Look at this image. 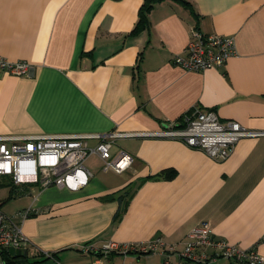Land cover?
Instances as JSON below:
<instances>
[{
  "label": "crops",
  "instance_id": "obj_1",
  "mask_svg": "<svg viewBox=\"0 0 264 264\" xmlns=\"http://www.w3.org/2000/svg\"><path fill=\"white\" fill-rule=\"evenodd\" d=\"M187 1L154 3L147 26L132 33L144 0H0V56L32 66L25 75L0 73V136L131 134L111 149L132 158L121 172L104 170L92 153L83 187L20 192L29 197L19 211L30 209L21 230L36 264H92L80 250L86 242L160 235L179 249L201 222L213 237L264 257V134L239 139L223 160L150 135L194 108L264 132V0ZM192 29L233 36L235 54L221 68H182L174 58ZM137 264L163 262L139 255Z\"/></svg>",
  "mask_w": 264,
  "mask_h": 264
},
{
  "label": "built area",
  "instance_id": "obj_2",
  "mask_svg": "<svg viewBox=\"0 0 264 264\" xmlns=\"http://www.w3.org/2000/svg\"><path fill=\"white\" fill-rule=\"evenodd\" d=\"M235 54L233 36L203 33L192 29L184 48V54L174 62L184 69L205 70L221 68ZM31 64L25 60L10 61L0 56V73L28 74ZM264 134L262 131L243 127L235 120H221L214 110L196 108L176 120L150 133L152 136L177 139L190 148L202 150L213 160L227 158L235 143L243 138ZM130 133H70V134H20L0 136V176H7L15 185L31 183L39 188L50 185L76 190L87 184L91 175L85 166L86 158L94 153L103 162V169L121 172L132 161L120 150L112 155L111 149L117 137ZM94 138V146L88 140ZM30 213L24 209L14 215H6L0 208V264H7L2 253L6 250H30V244L21 230L22 220ZM83 253L91 254L92 264H111L110 254L122 260L117 264H137L139 255L159 254L163 264H175L171 255L181 261L176 264H214L221 260L228 264H264V257L254 249L239 248L224 239L212 236L207 222H201L187 233L182 247L166 242L160 235L140 242L109 240L101 245L86 242L80 245ZM36 251V250H34ZM130 258V259H129ZM23 264V263H19Z\"/></svg>",
  "mask_w": 264,
  "mask_h": 264
},
{
  "label": "trees",
  "instance_id": "obj_3",
  "mask_svg": "<svg viewBox=\"0 0 264 264\" xmlns=\"http://www.w3.org/2000/svg\"><path fill=\"white\" fill-rule=\"evenodd\" d=\"M161 1H163V0H144L143 4L140 7L138 20H137V23H136V25H135L132 33H136L138 31L144 29L147 26V24H148L147 17H146L147 12L150 11V9L154 5V3L161 2ZM172 1H175L177 3H180V4H182L185 7H189L190 6V4H189V2L187 0H172ZM186 113H184V114H186ZM183 115L180 116L176 120L179 124H181V122H182ZM162 173L165 174V177H171L172 174H173L172 170H166V171H163ZM5 177H7V176H5ZM7 178L12 183L13 189L16 190V192L19 193V194H21L20 192H23V190H26L27 187L33 185L31 183H25V184L20 185L21 187L19 189V186L18 185H15L10 180L9 177H7ZM17 189H19V190L22 189V190L19 191ZM126 193H127L126 196L128 197L129 193L128 192H126ZM127 197L126 198L124 197V200H123V198L119 197L120 203H121V199H122V201H126L127 200ZM117 214H118V212L116 213V215L114 216V218L117 216ZM112 255H115V254H113V253L110 254V257ZM2 256L6 260L7 264H19V263H23V264H36L37 263V260H35L33 257L30 258V256L28 255L27 250L24 251V252L23 251H20V250H6V251H4L2 253ZM39 256H41V255H39Z\"/></svg>",
  "mask_w": 264,
  "mask_h": 264
},
{
  "label": "rangeland",
  "instance_id": "obj_4",
  "mask_svg": "<svg viewBox=\"0 0 264 264\" xmlns=\"http://www.w3.org/2000/svg\"><path fill=\"white\" fill-rule=\"evenodd\" d=\"M28 200V194L19 195L9 179L0 176V208L6 215L11 216L19 212Z\"/></svg>",
  "mask_w": 264,
  "mask_h": 264
}]
</instances>
